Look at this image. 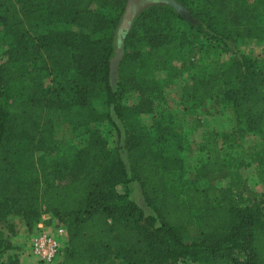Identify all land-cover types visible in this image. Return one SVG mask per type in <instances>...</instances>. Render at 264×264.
<instances>
[{
  "label": "trees",
  "instance_id": "trees-1",
  "mask_svg": "<svg viewBox=\"0 0 264 264\" xmlns=\"http://www.w3.org/2000/svg\"><path fill=\"white\" fill-rule=\"evenodd\" d=\"M176 1L188 10L191 27L230 38L208 16L209 0ZM124 4L0 0V220L20 214L29 229L46 213L62 221L66 243L57 264H101L109 255L119 264H264V215L241 172L252 165L264 187V137L248 148L235 143L264 126V54L234 48L219 72L183 84V102L219 98L235 117L230 132L201 133L205 158L187 178L182 136L163 108L156 77L159 71L172 75L170 60L189 43L181 32L184 18L168 4L138 13L122 35L113 85L110 62ZM242 8L264 28V0H242ZM41 71L51 75V87L43 86ZM131 94L134 102L127 101ZM99 97L112 111L114 152L91 125L100 115L89 114L73 125L87 135L84 145L46 155L57 142L61 112L89 110ZM141 113L154 114L150 131H125L121 122ZM131 182L148 212L130 196ZM12 249L0 229V264H19Z\"/></svg>",
  "mask_w": 264,
  "mask_h": 264
},
{
  "label": "rangeland",
  "instance_id": "rangeland-1",
  "mask_svg": "<svg viewBox=\"0 0 264 264\" xmlns=\"http://www.w3.org/2000/svg\"><path fill=\"white\" fill-rule=\"evenodd\" d=\"M208 16L218 21V30L228 33L230 38L210 37L190 26L186 21L190 14L188 10L176 0H125L120 22L114 34V55L110 62L111 82L114 85L118 77L119 60L123 55L122 35L128 29L131 20L142 10L151 5L168 4L175 8L176 12L184 19L181 20V32L187 37L186 43L181 53L170 60L172 75L165 76V71L156 73V77L161 78V86L165 96L163 108L173 116L177 133L182 137L183 148L179 155L183 160V170L185 177L192 178L195 168L204 160L205 153L201 149L200 133L207 125V130H217L230 132L234 126V112L230 103L222 102L219 98H213L204 105H193L191 102L181 100L182 86L187 81H192L204 77L209 72H219L221 68L233 57L232 49L256 57L264 54V28L259 26L256 18L242 8V0H209ZM92 7H98L94 4ZM220 21V22H219ZM220 23V24H219ZM227 43V44H225ZM5 44L1 36L0 26V62L3 60L2 52ZM41 82L43 86H52L51 75L41 71ZM136 95L131 94L127 98L128 102H134ZM100 115L91 123L93 127L100 129L108 142V149L114 152L117 135L113 122L109 118L112 115L111 109L107 106L104 97L92 99L89 110L71 109L61 112L56 120L55 146L46 152V155H56L70 144L84 145L87 135L73 131V125L88 116ZM156 114V113H155ZM154 121V114L141 113L138 116L128 118L121 122L123 129L127 132L150 131V125ZM264 137V126L257 132H246L236 137V144L241 148H248L253 143L260 141ZM244 176L245 189L255 191L258 196L257 201L264 215V187L254 173L252 165L241 169ZM130 196L139 203L146 212L149 209L143 202L140 188L136 182L129 183ZM118 192H122L124 187L118 185ZM13 217L23 221L20 214L11 213L0 220V229L6 234V229L10 225L9 219ZM58 239L61 244L66 243V226L58 218ZM61 230V232H59ZM10 232V231H9ZM30 244V239H29ZM35 259L33 256H31ZM120 260L113 255L101 264H119Z\"/></svg>",
  "mask_w": 264,
  "mask_h": 264
},
{
  "label": "crops",
  "instance_id": "crops-1",
  "mask_svg": "<svg viewBox=\"0 0 264 264\" xmlns=\"http://www.w3.org/2000/svg\"><path fill=\"white\" fill-rule=\"evenodd\" d=\"M207 125L203 127L202 131L207 130ZM201 137V133H200ZM9 222L12 223L13 231L9 232L6 229V234L10 243L14 246V249L10 250L8 253L12 255H17L19 259V264H40L30 255L29 247V237L30 234L37 228H41L54 235L58 234V220L51 213L43 214L41 220L29 229L26 224L20 220L11 217Z\"/></svg>",
  "mask_w": 264,
  "mask_h": 264
},
{
  "label": "built area",
  "instance_id": "built-area-1",
  "mask_svg": "<svg viewBox=\"0 0 264 264\" xmlns=\"http://www.w3.org/2000/svg\"><path fill=\"white\" fill-rule=\"evenodd\" d=\"M61 232V230H59ZM59 234V233H58ZM54 235L41 228L30 234V255L40 264H57L61 257V242Z\"/></svg>",
  "mask_w": 264,
  "mask_h": 264
}]
</instances>
